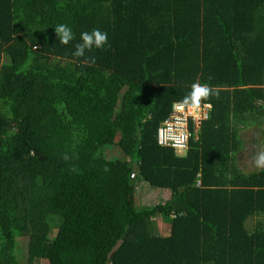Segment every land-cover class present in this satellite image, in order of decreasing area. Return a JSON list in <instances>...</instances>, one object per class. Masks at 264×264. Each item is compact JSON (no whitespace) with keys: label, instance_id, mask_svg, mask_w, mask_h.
<instances>
[{"label":"trees","instance_id":"obj_1","mask_svg":"<svg viewBox=\"0 0 264 264\" xmlns=\"http://www.w3.org/2000/svg\"><path fill=\"white\" fill-rule=\"evenodd\" d=\"M196 79L218 95L179 155L157 129ZM255 125L264 0H0V264H264V170L237 163ZM137 179L170 196L138 207Z\"/></svg>","mask_w":264,"mask_h":264},{"label":"clouds","instance_id":"obj_2","mask_svg":"<svg viewBox=\"0 0 264 264\" xmlns=\"http://www.w3.org/2000/svg\"><path fill=\"white\" fill-rule=\"evenodd\" d=\"M61 44L67 45L74 39L72 28L64 23L58 24L54 28ZM108 43V34L98 28H93L90 31L80 33L79 42L75 44V50L72 53L73 57H85L89 63H95L94 57H86V51H91L93 48L102 49ZM218 95V91L208 83H202L196 79L189 85L187 93L178 101L173 102L172 111L181 115L173 116L172 120L164 121L165 127L158 129V142H164V133H172L175 128L182 127L179 121L182 119V114L187 110L192 113H198L201 109L202 101H207L210 96ZM204 108L211 110L212 104L205 103ZM171 138V137H170ZM186 137L181 136L175 143L181 142ZM175 146V144H174ZM178 152V151H177ZM253 161L256 169L264 170V151H259L253 156Z\"/></svg>","mask_w":264,"mask_h":264},{"label":"rangeland","instance_id":"obj_3","mask_svg":"<svg viewBox=\"0 0 264 264\" xmlns=\"http://www.w3.org/2000/svg\"><path fill=\"white\" fill-rule=\"evenodd\" d=\"M260 126H248L244 127L240 131V138L242 140V147L237 154V163L241 170L245 173L253 172L256 167L254 165L253 156L259 152L264 151V129ZM109 157H119L121 158V153L118 151L117 147L111 149L107 153ZM136 198L137 206L143 207L148 205H153L158 202L165 201L170 196L169 191H163L159 189H152L148 184L143 182L141 179L136 180ZM252 221H248V225H252ZM161 234H164V229L167 230V226L162 222L158 224ZM164 228V229H163ZM56 229V228H55ZM55 230L53 234L55 235ZM53 235V236H54ZM25 261V260H24ZM35 264H46L44 261L39 260Z\"/></svg>","mask_w":264,"mask_h":264},{"label":"built area","instance_id":"obj_4","mask_svg":"<svg viewBox=\"0 0 264 264\" xmlns=\"http://www.w3.org/2000/svg\"><path fill=\"white\" fill-rule=\"evenodd\" d=\"M204 104L205 103H201V109L199 110L198 113L194 114V113L186 110L182 114V119L179 121V124H181L182 127L175 128V130L172 133L165 132L164 133V142L159 143L158 142V129H160L161 127H165L164 121L172 120L173 116L181 115L178 113H173L172 107H171V112H170L169 116L164 121H162L160 123V125L157 129V143H158V145L172 147V148L176 149L178 152L179 151L184 152L188 148L189 138L192 135V132L190 131V127H189L190 121L193 123V129H194L193 132L196 134L197 129L199 128L200 122L204 119H207V117L209 116L210 110L204 108L203 107ZM181 136L186 137V139H183L179 143H175V141L179 140ZM174 144H175V146H174Z\"/></svg>","mask_w":264,"mask_h":264},{"label":"crops","instance_id":"obj_5","mask_svg":"<svg viewBox=\"0 0 264 264\" xmlns=\"http://www.w3.org/2000/svg\"><path fill=\"white\" fill-rule=\"evenodd\" d=\"M184 153H185V151H184V152H180V151L178 152L179 155H184ZM145 183H146V182H145ZM146 184H147V183H146ZM149 187H150V186H149ZM150 188H152V187H150ZM152 189H156V188H152ZM159 190L169 191V192H170L169 189H159ZM163 229H164V228H163ZM164 232H165V233H164L163 235H168V234H169V228H167V230L164 229Z\"/></svg>","mask_w":264,"mask_h":264}]
</instances>
